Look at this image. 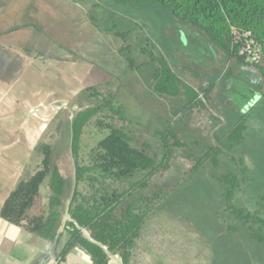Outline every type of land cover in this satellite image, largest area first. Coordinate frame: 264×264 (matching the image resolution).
<instances>
[{"label":"rangeland","instance_id":"374dc122","mask_svg":"<svg viewBox=\"0 0 264 264\" xmlns=\"http://www.w3.org/2000/svg\"><path fill=\"white\" fill-rule=\"evenodd\" d=\"M31 1L37 3V0ZM82 4L88 22L103 33L101 42H96L102 51L98 59L109 69L117 55L134 57L136 64L147 61L148 55L141 49L148 48L165 57L173 72L186 82L211 91L209 97H203L202 103L194 108L179 112L181 106L173 105L172 116H167V123L159 120L157 99H147L143 95L137 98L129 94L114 97L112 101L117 106L121 102L126 104V117L134 123L127 126L133 145L142 147L144 143L150 144L151 153L158 161L166 160L169 165L168 169L151 179V186L163 191L150 193L151 197L157 195L153 198L154 208L159 204L160 207L143 230L133 264H264V242L250 239L247 227L226 211L223 199L225 186L220 180L227 174L238 175L241 185L236 191L235 205L251 212L260 210L264 217V100L246 113L248 129L245 142L236 146L234 142L224 140L257 86L251 70H241L233 61L229 62L161 7L118 5L106 0H84ZM83 19V11L74 7L65 12L64 17L58 18L61 24L70 27L72 37L80 39L86 36ZM127 47L131 48L130 52L125 51ZM184 68L198 73L202 78L200 83L193 72ZM152 73L153 67L142 75L148 78ZM151 85L154 86L152 80ZM104 92L110 93L109 90ZM123 94L127 95V92L124 90ZM139 99L146 101L147 106H140ZM101 104V100L93 99L71 110L75 116L79 109ZM106 108L100 117L104 125L94 120L82 137L79 153L82 165L91 162V150L107 134L106 126L122 124L117 119H108L109 107ZM72 121L70 112L63 113L49 126L40 144L51 146L54 164L70 178L73 187L76 162L71 150ZM169 129L174 130L179 141L188 144L187 147L173 148L168 154L158 133ZM210 148L221 150L219 166L207 161L198 168V160ZM39 154L38 165L43 159L42 153ZM144 175L138 173L129 180L109 181L103 186L96 184V187L122 192ZM80 189L85 193L92 191L86 183L81 184ZM148 192L143 194L149 196ZM165 195L169 197L164 201ZM44 201L37 202L31 216L41 213L39 207L45 206Z\"/></svg>","mask_w":264,"mask_h":264},{"label":"trees","instance_id":"16d2710c","mask_svg":"<svg viewBox=\"0 0 264 264\" xmlns=\"http://www.w3.org/2000/svg\"><path fill=\"white\" fill-rule=\"evenodd\" d=\"M79 1V0H70ZM118 5L140 4L158 6L171 13L187 29L201 34L209 43L222 54L236 60L241 66L250 69L257 82L264 90V0H106ZM234 30L238 34L249 33L260 47V61L249 63L240 56L241 43L236 42ZM131 48H125L130 52ZM150 64L153 66V91L168 98H182L184 109H191L199 100L203 91H198L186 84L171 69L167 59L148 48ZM124 51V50H123ZM129 64L133 60L127 59ZM108 91V90H107ZM91 97L101 100L99 107H85L77 112L71 122L72 143L71 150L76 162V189L70 207V216L76 220L98 242L108 246L110 251L120 256L124 264H133L135 249L143 236V230L151 215L159 209L153 206L150 196L155 190L163 192L156 186H151V179L168 169L165 161L159 162L151 153L152 146L144 143L142 147L133 145V138L127 132V126L134 123L125 114L122 105H115L112 93L94 91ZM264 97V92H263ZM106 107H109L108 119L119 120L120 126L107 125V134L91 150V162L86 165L80 163L79 153L82 137L86 128L100 118ZM248 116H243L231 128L224 140L234 142L236 146L245 142L248 129ZM158 135L165 142L167 153L173 148L187 147L180 142L174 130L169 129ZM38 151L43 159L29 175L19 184L16 191L6 205L4 215L11 223L23 227L39 237L47 240L55 239L65 215V200L72 187V181L61 169L54 164L51 146L39 144ZM220 149L210 148L198 160L199 168L207 161L215 167L219 166ZM167 154V155H168ZM138 173L145 175L137 182L131 183L128 189L118 192L110 191L106 187L97 188L96 184L106 182H121L129 180ZM225 186L223 199L226 211L247 227L249 238L264 242V217L260 210L249 211L235 205V195L241 185L238 175L227 174L221 177ZM88 184L92 191L85 193L80 189L81 184ZM153 188H155L153 190ZM152 189V191H151ZM149 191V196L144 195ZM169 195H165L164 201ZM45 200V206L39 207L41 213L31 216L32 210ZM264 200V199H263ZM236 231L234 228H230ZM66 231L71 235L64 252L76 245L83 246L92 256L94 264H110L105 253L95 245L87 242L74 224H67Z\"/></svg>","mask_w":264,"mask_h":264},{"label":"crops","instance_id":"0c3cea01","mask_svg":"<svg viewBox=\"0 0 264 264\" xmlns=\"http://www.w3.org/2000/svg\"><path fill=\"white\" fill-rule=\"evenodd\" d=\"M82 1L0 0V264H94L90 253L81 245L64 252L71 238L66 228L57 241L47 240L11 223L4 215L19 184L33 166H38V146L44 134L63 113L70 112L72 118L75 117L72 108L92 101L94 91L107 90L116 98L130 94L157 99L159 120L163 123H167V116H172L173 105L181 106L179 112L184 110L182 98L155 93L152 74L148 78L142 75L153 67L148 51V60L138 64L134 57L130 58L133 64H129V57L117 55L111 69L98 59L102 51L96 42H101L103 33L88 22ZM72 7L83 11L85 38L72 37L70 27L58 20ZM191 32L209 43L201 34ZM218 53L241 70L248 69ZM184 69L193 72L200 83L202 78L198 73ZM251 74L256 82L252 71ZM178 77L194 89L203 90L195 107L202 103L203 97H209L211 91L208 89H199L201 86L191 85ZM124 90L127 95H122ZM263 92L261 83L257 82L249 101L240 111L239 120L264 100ZM137 102L147 106L146 101L139 99ZM121 105L125 107L126 104L121 102Z\"/></svg>","mask_w":264,"mask_h":264},{"label":"water","instance_id":"95a60500","mask_svg":"<svg viewBox=\"0 0 264 264\" xmlns=\"http://www.w3.org/2000/svg\"><path fill=\"white\" fill-rule=\"evenodd\" d=\"M74 119V117H73ZM76 172V170H75ZM76 173H75V181L71 190V194H70V200L66 206V212H65V216L64 219L62 221V224L57 232V235L55 237V241L58 240V238L60 237V234L64 231V229L66 228V225L69 223L74 224L75 227L81 232L82 237L89 242L92 245L97 246L98 248H100L105 255L108 257V259L110 260V264H124L123 261L121 260V258L118 255L113 254L110 249L108 248V246L96 241L90 234V232L86 229H84L76 220H74L71 216H70V207L72 204V200H73V196L75 194V189H76ZM48 252L50 253V256L53 257V255L51 254V250L49 249Z\"/></svg>","mask_w":264,"mask_h":264},{"label":"built area","instance_id":"2783aa9c","mask_svg":"<svg viewBox=\"0 0 264 264\" xmlns=\"http://www.w3.org/2000/svg\"><path fill=\"white\" fill-rule=\"evenodd\" d=\"M236 42L241 43L239 54L249 63L255 64L260 61V47L249 33L238 34L234 30Z\"/></svg>","mask_w":264,"mask_h":264}]
</instances>
